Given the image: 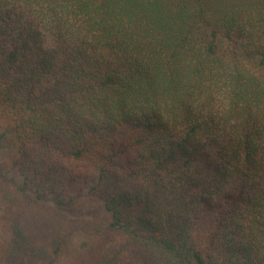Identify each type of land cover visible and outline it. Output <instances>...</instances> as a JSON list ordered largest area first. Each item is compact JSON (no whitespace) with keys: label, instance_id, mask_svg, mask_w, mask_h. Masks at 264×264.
<instances>
[{"label":"trees","instance_id":"trees-1","mask_svg":"<svg viewBox=\"0 0 264 264\" xmlns=\"http://www.w3.org/2000/svg\"><path fill=\"white\" fill-rule=\"evenodd\" d=\"M0 117L7 200L59 223L30 242L6 207L0 264H63L90 202L97 264H264V0H0Z\"/></svg>","mask_w":264,"mask_h":264},{"label":"rangeland","instance_id":"rangeland-1","mask_svg":"<svg viewBox=\"0 0 264 264\" xmlns=\"http://www.w3.org/2000/svg\"><path fill=\"white\" fill-rule=\"evenodd\" d=\"M19 143L15 137L14 125L0 117V257L6 253L4 237L7 227H4V211L8 207L13 213L22 217V228L30 242H49L56 235L58 222L52 205L48 203L38 204L29 195L15 194L14 199L8 190L10 183L16 186L22 185L21 178L17 175V150ZM15 187V186H14ZM10 190H15V188ZM8 216V215H6ZM64 217L63 215H61ZM73 218L74 221H71ZM111 215L97 203H82L77 212L67 215L66 227L71 230L70 242H67L61 255L63 264H97L100 257L96 239H91L87 246H82L90 233H95L105 227L110 221ZM61 222V217L59 216ZM41 244V243H40Z\"/></svg>","mask_w":264,"mask_h":264}]
</instances>
